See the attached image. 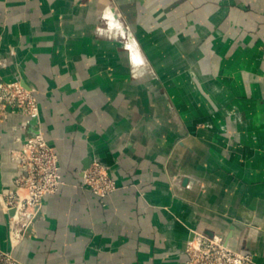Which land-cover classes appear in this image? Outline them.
Returning <instances> with one entry per match:
<instances>
[{"label":"crops","instance_id":"0c3cea01","mask_svg":"<svg viewBox=\"0 0 264 264\" xmlns=\"http://www.w3.org/2000/svg\"><path fill=\"white\" fill-rule=\"evenodd\" d=\"M39 112L0 121L11 151L40 131L62 180L12 247L21 264H186L194 233L264 264V0H0V81ZM92 162L116 188L83 184Z\"/></svg>","mask_w":264,"mask_h":264},{"label":"built area","instance_id":"2783aa9c","mask_svg":"<svg viewBox=\"0 0 264 264\" xmlns=\"http://www.w3.org/2000/svg\"><path fill=\"white\" fill-rule=\"evenodd\" d=\"M19 110L29 119L38 115V101L32 90L19 81H0V119ZM12 158L18 167L13 187L0 193L4 212L13 210L8 220V239L14 247L28 231L35 219L42 198L57 191L62 183L58 156L40 131L28 136ZM83 184L99 197H105L116 188V183L98 162L85 170ZM186 264H255L250 253L226 246L219 236L194 233L184 248ZM0 264H21L11 251L0 250Z\"/></svg>","mask_w":264,"mask_h":264},{"label":"rangeland","instance_id":"374dc122","mask_svg":"<svg viewBox=\"0 0 264 264\" xmlns=\"http://www.w3.org/2000/svg\"><path fill=\"white\" fill-rule=\"evenodd\" d=\"M17 81H18V80H17ZM24 87H25V86H24ZM25 88H26V87H25ZM27 89H30V88H27ZM30 90H31V89H30ZM3 120H4V119H0V121H3ZM19 148H20V147H19ZM19 148H17V149H19ZM17 149H13V150H17ZM13 150H12V151H13ZM12 151H11V158H12ZM12 159H13V158H12ZM13 161L15 162L14 159H13ZM15 163H16V162H15ZM107 173H108V172H107ZM31 225H32V224H31ZM31 225L28 227V230L31 228ZM27 232H28V231H27ZM27 232H26V233H27ZM26 233H25V234H26ZM25 234H24V235H25ZM17 260H18V259H17Z\"/></svg>","mask_w":264,"mask_h":264},{"label":"water","instance_id":"95a60500","mask_svg":"<svg viewBox=\"0 0 264 264\" xmlns=\"http://www.w3.org/2000/svg\"><path fill=\"white\" fill-rule=\"evenodd\" d=\"M13 210H10L9 213L12 214Z\"/></svg>","mask_w":264,"mask_h":264}]
</instances>
